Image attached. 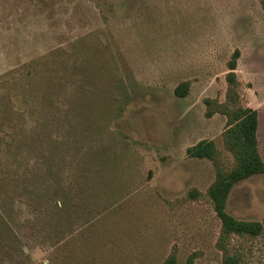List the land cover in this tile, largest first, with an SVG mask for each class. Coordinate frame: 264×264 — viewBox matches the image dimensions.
<instances>
[{
    "label": "rangeland",
    "instance_id": "374dc122",
    "mask_svg": "<svg viewBox=\"0 0 264 264\" xmlns=\"http://www.w3.org/2000/svg\"><path fill=\"white\" fill-rule=\"evenodd\" d=\"M236 49V102L257 110L264 160L260 0H0V264H223L215 165L187 148L212 140L234 164L218 109ZM52 153L58 224L45 185L19 176ZM226 210L264 225V173L234 184ZM226 247L264 264V228Z\"/></svg>",
    "mask_w": 264,
    "mask_h": 264
},
{
    "label": "trees",
    "instance_id": "16d2710c",
    "mask_svg": "<svg viewBox=\"0 0 264 264\" xmlns=\"http://www.w3.org/2000/svg\"><path fill=\"white\" fill-rule=\"evenodd\" d=\"M260 2L264 7V0H260ZM238 56L239 51L236 49L227 63L229 69L226 74L228 82L227 102L218 109L227 117V128L223 133V144L224 148L233 157V166L228 170L223 168L218 157V150L212 140H202L187 148V152L192 156L208 158L215 165V178L208 186L207 194L220 220V234L217 246L223 251V264H242L236 255L230 254L227 250L226 241L231 234L255 236L260 234L264 228L262 222L237 219L226 210L227 198L234 184L252 175L264 173V160L258 149V113L256 110L250 107H242L236 102L238 97L234 87L237 82L235 68ZM174 92L177 96H185L188 92V82L180 83ZM51 95L53 94L51 93ZM51 95L48 96L50 97ZM206 102L209 103L210 100L207 99ZM212 114L213 110L207 111V115L210 116ZM23 140L25 143L33 141L29 135H24ZM49 144H52L51 140ZM61 144L55 143L53 146V153L61 151L60 159L64 156V148L60 146ZM31 150L33 148H29V151ZM53 153L52 155H42L43 158L35 166L30 167L26 163L24 171L19 176L22 177V184L25 187H33L40 190L41 184L45 185L49 198H54L51 214L58 224L61 222L62 217L65 216L68 197L59 176H57L56 169L60 167L56 166L55 168L54 164L58 163L59 160L53 158ZM53 160H55L54 164ZM62 160H64V157ZM54 183L55 185H53ZM162 264H176V255L171 253ZM188 264H192V256L188 258Z\"/></svg>",
    "mask_w": 264,
    "mask_h": 264
},
{
    "label": "crops",
    "instance_id": "0c3cea01",
    "mask_svg": "<svg viewBox=\"0 0 264 264\" xmlns=\"http://www.w3.org/2000/svg\"><path fill=\"white\" fill-rule=\"evenodd\" d=\"M254 110H256V109H254ZM257 111V110H256ZM258 125H259V119H258ZM257 133H258V129H257ZM257 138H258V136H257Z\"/></svg>",
    "mask_w": 264,
    "mask_h": 264
}]
</instances>
